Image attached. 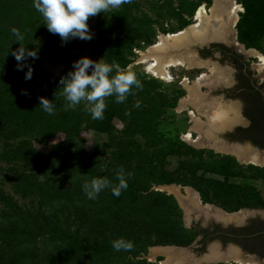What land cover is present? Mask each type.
Returning <instances> with one entry per match:
<instances>
[{
  "label": "trees",
  "instance_id": "trees-1",
  "mask_svg": "<svg viewBox=\"0 0 264 264\" xmlns=\"http://www.w3.org/2000/svg\"><path fill=\"white\" fill-rule=\"evenodd\" d=\"M240 2L244 13L237 22L239 40L253 47L264 38V0ZM196 5L180 0L172 10L181 20V12L191 15ZM130 9L126 5L116 12L124 19L118 25L129 33L128 39L105 28L112 38L103 36L102 43L93 45L105 63L116 61L121 68L130 62L133 47L152 43L146 22L126 20L131 18ZM45 23L34 0H0L1 157L12 163L11 171H19L16 186L25 195L34 196L37 205H17L0 191V264H153L137 257L152 246L189 245L197 231L184 227L182 211L172 196L149 190L153 183L192 186L205 202L229 212L264 208V198L254 186L232 179L264 182V167L240 165L228 156L214 158L203 149H177L154 131L153 123L167 98L155 90L152 79L137 77L143 87H133L124 103H116L115 96L106 98L103 120H93L83 102L66 111L59 82L68 73L56 76L37 64V60L54 56L47 48L33 46L47 39L42 37ZM188 24L184 21L175 32ZM13 27L23 34L27 49L38 51L37 59L29 57L23 62V70H18L11 54L20 47L11 32ZM29 65L33 74L25 79ZM40 97L55 103L54 115L42 109ZM113 119L124 125L122 130L115 128ZM83 129L106 134L107 142L99 151L85 150L79 137ZM139 131L141 142L135 138ZM58 133L66 140L51 146L47 155L30 145V140L41 142ZM170 153L181 160L174 170L167 171L164 162ZM121 168L127 190L116 197L108 188L95 200L87 198L82 188L85 182L106 176L116 184ZM120 238L132 241L133 250L115 251L112 241Z\"/></svg>",
  "mask_w": 264,
  "mask_h": 264
},
{
  "label": "rangeland",
  "instance_id": "rangeland-1",
  "mask_svg": "<svg viewBox=\"0 0 264 264\" xmlns=\"http://www.w3.org/2000/svg\"><path fill=\"white\" fill-rule=\"evenodd\" d=\"M187 2H193L194 4L197 3L195 6L192 14L190 15L187 11H182V19L179 20V17L175 14L176 10L173 11L172 9H177L180 0H131V3L124 4L120 6L119 8L112 9L109 12L105 13H99L95 16H92L87 21L89 25V30L92 33V39L91 40H81L79 38H70L66 42H62L61 37L57 34L50 33L48 29H46L42 35V37H46V40H40L36 42L33 46L37 50H46L48 49L49 52H51L54 56L51 59H44V60H37V64L41 67V69L51 72L52 74L59 76L65 73H68V68H73V63L77 60H79L82 57H88L93 61H99L101 60V53L98 51L97 48L93 47L95 44H100L103 41V36L112 38L111 33H109L108 30H112L114 35L123 38L128 39L129 33H127L125 28H121V25H118L119 21H123L124 19L119 15H116L117 10L123 9L126 5L131 6L132 9H130V15L131 18H128L126 20H142L146 22V27L149 28L151 34L150 38L152 43L151 44H140L139 46H135L132 48V55L129 57L130 62L123 68H131L135 73L136 76L141 78L143 81H148L149 79H152L154 81L155 90L157 92H161L165 97L167 98V101L165 105L160 109V113L156 121L153 123V129L158 135H162L164 139H166L170 145L173 144L175 148H181V147H190L195 150L203 149L205 151H210L212 154H214V158H220L224 157V155L218 154L217 152H213L207 147L202 146H196L190 142H188L184 136L190 131L191 126L193 123L191 122V118L189 115V112L192 111L196 116L197 115V107L187 105L186 110H180V102L183 100L187 92L182 85V81L187 79L191 84L200 76V75H211V72H209L208 67L198 68L193 67L192 69H186L184 67H172L169 69L171 79L170 80H162L158 79L151 74H149L146 71L145 65L140 61L142 53H145L147 49L154 45L160 34L165 33H172L175 32L180 28L181 24L185 21L189 24L184 26L183 28L186 29V27L194 24L195 20V14L197 9L200 6H204L205 3H210L209 7L211 8L213 5L210 0H185ZM236 5H238L241 8V11L238 12V18L237 22L240 19L241 15L244 13V8L241 5L240 0H234ZM212 5V6H211ZM209 8V9H210ZM208 9V8H207ZM208 9V10H209ZM181 9H179L180 11ZM40 13V12H39ZM40 16L42 14L40 13ZM42 18L40 19V21ZM39 21V20H38ZM237 22L235 26L233 27L230 38L232 40V43H224L227 44V46H233V44H236L237 50L243 55V59L247 64V67L250 70L251 75L255 78L256 82L258 84L264 85V69L260 65L259 59L249 54V51H254L258 53L259 55L264 57V38H259L257 41H255V46L248 47L245 43L241 42L239 40V31L237 29ZM135 24V23H134ZM47 28V26L45 27ZM107 28V29H105ZM182 28V30H184ZM140 32V31H139ZM138 32V33H139ZM41 39V36H40ZM210 42H218V41H209L205 45H199L198 47H194L192 49V52L195 54L196 49L207 47ZM220 42V41H219ZM47 46V47H46ZM49 47V48H48ZM242 47V48H241ZM183 51V50H182ZM189 51L188 53H192ZM176 54V53H174ZM197 57V56H196ZM206 59H212L211 62H208L207 60L205 62L208 63V66H215V64L218 62L219 65L222 67L228 66L231 70V76L233 77V66L232 62L228 59H225L219 55V53L215 52L212 54V56L206 58ZM92 71V69H89ZM220 73V72H219ZM221 78H225L227 80V73H220ZM212 82V80L210 81ZM222 88L217 85H211V84H204L200 87L199 91L206 95V99L208 101H213V104L220 103L224 108H226V104H229V99L225 97L222 99L221 97L224 96V92L222 91ZM146 105V104H145ZM213 107V106H212ZM212 109V108H211ZM203 121H206V118L201 117ZM113 125L117 130H122L123 124L118 121L117 119L112 120ZM192 137L196 138L197 135L193 132H190ZM80 139L82 140L83 148L90 152L99 151L103 144L107 142V135L104 133L97 132L95 130H87L83 129L81 130L79 134ZM138 141L142 140V133L139 131L136 134L135 137ZM66 140L65 136L61 133H58L57 135L43 141H36V140H30V145L33 149H35L38 152H41L44 155H47L51 146L62 142ZM3 150V142L0 141V191L2 192L4 197L9 198L11 201L16 203L20 206H26L30 208H35L36 201L34 200V196L30 194L23 193L17 186V176L19 175V171L10 170L13 165L10 162H7L2 159L1 153ZM181 160V157H178L176 153H170L165 158L164 167L167 171L174 170L177 165L179 164ZM239 164V163H238ZM247 166L246 164H240ZM254 166V165H253ZM255 167H264V165L255 166ZM208 176V174H207ZM235 182H242V183H249L252 186H254L261 194V196L264 198V182L261 180L256 179H241L239 177H233L232 178ZM181 186V187H191L189 185H182L177 183H169V184H151L149 190L150 191H157L164 193L166 195L172 196L177 204L178 201L175 198V194L172 192H169L167 190V187L171 186ZM195 190V189H194ZM178 191L182 196H185L186 190L183 188L178 187ZM196 191V190H195ZM199 194V193H198ZM198 200L201 204V206H206L205 210H208L209 212H214L216 208H219L225 213H229V211H226L222 207L214 204L205 202L200 194H199ZM179 206V204H178ZM209 206V208H208ZM2 206L0 205V208ZM180 207V206H179ZM182 211V221L183 225L186 229H189L192 227L193 224L196 222H199L194 219V215H191L190 221L187 222L185 214L183 209L180 207ZM247 209V208H243ZM264 209V208H263ZM189 213V211H186ZM236 212V211H235ZM201 225H204L203 222H201ZM195 240V238H194ZM194 240L187 246H177V245H166V246H176L180 247V249L175 248V251L179 252L182 251L186 253L187 255L191 256L195 260H197V264L200 261H203L202 254L199 255L193 245ZM152 247H161V246H152ZM147 248L145 253L140 254L137 259H143L147 262L153 263V264H160L159 262L164 259L162 255H157L155 259L151 260L147 258L146 256L148 254L151 255V248ZM200 264H224L222 262H201Z\"/></svg>",
  "mask_w": 264,
  "mask_h": 264
},
{
  "label": "flooded vegetation",
  "instance_id": "flooded-vegetation-1",
  "mask_svg": "<svg viewBox=\"0 0 264 264\" xmlns=\"http://www.w3.org/2000/svg\"><path fill=\"white\" fill-rule=\"evenodd\" d=\"M210 1L212 5L219 2L225 8L230 4L229 0ZM209 4L205 3L199 8L203 7L209 13L212 8ZM235 24L233 26L229 24L225 40L211 42L207 47L198 49V54L203 59L217 52L221 57L232 62L233 77L223 81L225 84L223 83L222 87L227 88H222L224 96L221 98L229 99V104L225 106L234 110V114L229 112V116H236V120L229 127L216 132L211 140H205L202 147L232 157L239 164L258 166L250 162L245 163L244 159L248 160L252 154H256L260 160L264 161V85L258 84L251 75L243 55L237 50L238 46L224 44L225 42L230 44L234 40V38L231 40L229 35ZM197 62L207 63L199 59ZM203 67L206 66H199V68ZM205 104L208 105L205 107ZM212 106H215L213 101H208L205 97L198 109L202 113L209 114ZM214 146L220 147V150H216ZM234 153L241 154L243 157L239 159ZM259 165L262 166L264 163ZM214 212L222 214L225 218L227 215H234L217 209ZM235 214L240 216L239 219L220 220L214 215H209L205 225H201L200 221L192 225V228L197 231L193 242L197 253L202 254V258H206L210 256L211 249H216L219 255L230 259L227 264H238L234 258H238L244 264H264V209L251 208ZM212 243H216V246L210 247ZM221 262L225 264L224 261Z\"/></svg>",
  "mask_w": 264,
  "mask_h": 264
},
{
  "label": "clouds",
  "instance_id": "clouds-1",
  "mask_svg": "<svg viewBox=\"0 0 264 264\" xmlns=\"http://www.w3.org/2000/svg\"><path fill=\"white\" fill-rule=\"evenodd\" d=\"M129 3L131 0H34V7L42 14L48 31L59 35L62 42H66L70 38L91 40L92 33L87 23L90 17ZM11 32L16 37V42L20 43V47L11 54L18 62V70H23V62L29 57L37 59L38 51L26 48L23 43L24 36L17 28H11ZM73 68L74 71H69L59 82L60 88L63 89L61 94L67 102L65 110H75L83 102L85 111L91 114L93 120L104 119L106 98L115 96L116 103H124L128 95L133 94V87L137 89L143 87L130 67L121 68L116 61L108 64L103 59L97 62L82 57L73 63ZM89 69H92L90 75ZM32 74L33 69L29 65L25 79H31ZM39 105L48 115L55 114L56 106L53 101L40 97ZM136 106L139 107V102ZM131 175L128 173L127 177ZM116 180L118 183L113 184L106 176L94 178L90 182H85L82 188L87 198L92 200L108 188L114 196L119 197L121 192L128 188L123 168L117 171ZM112 246L115 251H131L134 243L120 238L112 241Z\"/></svg>",
  "mask_w": 264,
  "mask_h": 264
},
{
  "label": "bare ground",
  "instance_id": "bare-ground-1",
  "mask_svg": "<svg viewBox=\"0 0 264 264\" xmlns=\"http://www.w3.org/2000/svg\"><path fill=\"white\" fill-rule=\"evenodd\" d=\"M229 1L230 4L227 8L221 6L219 2H216L209 10V13H207L203 7L199 8L195 15L194 24L175 33L160 34L157 42L150 46L147 51L141 55L140 61L145 65L146 71L158 79L167 81L171 79L169 69L172 67L192 69L193 67L199 68V66H206L209 68L211 75H201L192 84L184 78L182 85L184 86L187 95L180 102V110H186L187 105L199 107L200 104H202L206 97V95L199 91L202 85H215L216 82L224 81L223 78L221 79L220 73L222 72H220L216 66H208V63L204 62L198 63V59L187 46L192 43L207 42L208 40L218 41L226 39L229 24L230 26L235 24L238 18V12L241 11V8L234 3L235 1ZM175 51L178 52L174 54ZM189 51L192 53H188ZM249 54L256 56L259 59L260 65L264 69V57L254 51H249ZM211 80L212 82H210ZM207 105L205 104V107ZM196 111L198 116L192 111L189 112L193 125L191 126L190 131L184 136L188 142L196 146H203L205 140H211L214 138L216 132L229 127L236 120L235 115L229 116V112L234 114V110L231 108H224L219 103L215 104L211 109V112H208L209 114L200 112L198 108ZM201 117L206 118V121H203ZM190 132L195 133L197 137H192L193 135H191ZM214 148L220 150V147L218 146H214ZM234 155L239 159L243 157L238 153H234ZM244 162H250L255 165L264 163V161L260 160L256 154H252L248 160L244 159ZM167 190L176 195L175 197L181 203L185 212L189 211V213L186 212V214H190L196 210L195 212H201L204 216L208 217L209 215H214L220 220H236L240 217L239 215L234 214L227 215L225 218L222 214L205 210L206 206H201L198 200V195L191 189H185V196H182L179 193L178 186H169L167 187ZM150 251L151 255L149 254V259L151 260L155 259L157 255H162L164 257V259L159 262L160 264H197V260L182 251H175V248L172 247H152ZM210 251V256L203 258V261H224L225 263L230 261L229 258L219 255L216 249H211ZM234 260L238 264H244L238 258H234Z\"/></svg>",
  "mask_w": 264,
  "mask_h": 264
},
{
  "label": "water",
  "instance_id": "water-1",
  "mask_svg": "<svg viewBox=\"0 0 264 264\" xmlns=\"http://www.w3.org/2000/svg\"><path fill=\"white\" fill-rule=\"evenodd\" d=\"M207 42H209V41H207ZM207 42H197V43H192V44H189L187 47L192 51V49L194 48V47H198L199 45H205ZM211 43V42H210ZM242 48V47H241ZM176 52H178V51H175L174 53H176ZM194 52V51H193ZM196 53L195 54H197L196 56H197V59H199V60H202V61H208V62H211L212 61V59H203V58H201L200 57V55L198 54V49H196V51H195ZM215 66H216V68L220 71V72H222V73H224V74H226L227 73V80H229L230 79V76H231V72H230V68L228 67V66H226V67H222L221 65H219L218 64V62L215 64ZM225 84V82H216L215 83V85H217V86H220V87H222V85H224ZM214 85V84H213ZM177 186V185H176ZM178 187L179 188H183V189H186V188H188V189H191L192 191H194L197 195H198V198H200L199 197V194H198V192L197 191H195L194 189H192L191 187H187V186H185V187H181V186H179L178 185ZM176 198V197H175ZM177 199V198H176ZM177 201H178V199H177ZM178 204H179V206L183 209V207H182V205H181V203L178 201ZM217 210H220L219 208H216ZM245 210H248V209H240V210H238V211H236V212H229V213H227V214H235V213H237V212H241V211H245ZM183 211H184V209H183ZM196 210H194L192 213H190V214H186V212L184 211V214H185V217H186V220H187V222H189L190 221V217H191V215H194L195 214V216H194V219L195 220H197V221H201V222H203V224L205 225L207 222H208V220H209V217H206V216H204L201 212H195ZM220 211H222V210H220ZM199 213V214H198ZM213 246H216V243H212V245L210 246V247H213ZM161 247H172V248H177V249H180V247H176V246H161ZM147 258H149V254L146 256ZM201 262H208V261H200L199 260V263L198 264H200ZM212 263H215V262H212ZM225 264H227V263H225ZM230 264V263H229Z\"/></svg>",
  "mask_w": 264,
  "mask_h": 264
}]
</instances>
